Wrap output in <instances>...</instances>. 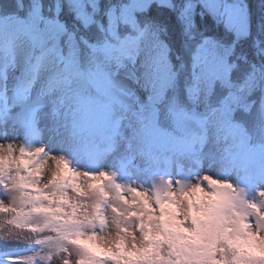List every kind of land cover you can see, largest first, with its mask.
Returning <instances> with one entry per match:
<instances>
[{"label": "rangeland", "instance_id": "374dc122", "mask_svg": "<svg viewBox=\"0 0 264 264\" xmlns=\"http://www.w3.org/2000/svg\"><path fill=\"white\" fill-rule=\"evenodd\" d=\"M205 1L212 6V12L218 7L221 13L223 10L229 24L244 27V9L240 5ZM24 24L16 20L0 23V28L21 30ZM33 24L28 31L32 38L44 47L58 48L63 31L58 22L49 21L42 30L38 21ZM144 49L137 62L125 59L120 65L116 64L117 57L106 50L96 53L106 77L107 97L116 108L110 119L95 117L89 121L92 126L85 128L82 119L67 112L43 86L24 88L25 98L21 99L12 85L18 70L9 67L6 79L0 73V90L8 96L1 104L4 113L0 115V165L9 163L15 169L8 186L0 188V204H24L23 192L17 185L18 172L47 195L44 213L66 211L63 216L73 226L76 240L48 241L42 250L24 257L32 264H100L104 255L116 263L124 260L126 264H173L158 255L156 259L150 257L159 248L156 234L175 230L181 239L190 238L191 243L182 244L183 250L190 252L189 259L201 249H212L219 224L229 229L231 238L252 245L253 249L245 255V264H255L257 255L264 257V182L254 183L257 192L247 180L249 173L243 163L250 161L251 167L254 165L244 145L232 150L213 135L196 146L194 154L165 153L154 161L133 154L148 145L158 153L161 150L156 147L161 142L155 126L154 100L146 93L150 78ZM17 60V66L22 67L23 60ZM69 63H75L73 57ZM2 64L0 57V69ZM199 73L224 82V72L213 73L210 65ZM71 89L79 92L78 85ZM30 108L34 111L27 121H33L32 126L24 122ZM200 113L197 109L196 114ZM111 121L119 130L116 153L102 156L99 150L108 145L86 148L89 141L97 143L109 131L105 125H111ZM186 124L190 129L194 127L189 121ZM243 140L241 135L238 141ZM127 162L134 166H126ZM100 189L106 191V196L97 211L99 222L93 215L102 199ZM245 198H249V205L243 202ZM64 201L71 202V206H65ZM51 215L39 214L30 221L43 226Z\"/></svg>", "mask_w": 264, "mask_h": 264}, {"label": "trees", "instance_id": "16d2710c", "mask_svg": "<svg viewBox=\"0 0 264 264\" xmlns=\"http://www.w3.org/2000/svg\"><path fill=\"white\" fill-rule=\"evenodd\" d=\"M221 1L244 9L243 28L229 24L219 7L212 12L205 0H0V23H25L21 30L0 28L3 76L7 78L9 67L18 70L12 84L15 94L20 85L43 86L90 127L95 117L110 119L114 109L96 53L106 50L120 65L125 59L137 62L145 48L150 78L146 93L154 100L161 142L156 147L165 150L172 141H189L192 129L186 121L201 127L200 118L205 116L207 138L214 135L232 150L244 145L249 153L256 148L252 155L264 159V0ZM35 20L39 30L49 21L62 26L58 48L44 47L31 37L28 31ZM72 57L74 64L69 63ZM18 58L22 67L17 66ZM209 65L213 73L224 72V82L199 73ZM74 85L79 86L78 93L72 92ZM105 126L114 131L112 121ZM241 135L244 140L239 142ZM146 147L154 151L153 146ZM14 171L9 163L0 165V187L8 186ZM16 175L25 202L18 207L0 204V264H32L24 257L42 250L48 241H76L73 226L63 216L66 211L44 213L45 192L24 175ZM69 203L64 201L65 206ZM39 214L53 216L40 226L30 221ZM181 238L175 230L156 234L159 248L150 257L158 255L173 264H245L247 251L253 249L231 238L221 224L212 249L197 250L192 258L183 250L191 239ZM106 261L126 264L105 255L100 264Z\"/></svg>", "mask_w": 264, "mask_h": 264}, {"label": "snow or ice", "instance_id": "6c2138e0", "mask_svg": "<svg viewBox=\"0 0 264 264\" xmlns=\"http://www.w3.org/2000/svg\"><path fill=\"white\" fill-rule=\"evenodd\" d=\"M255 264H264V257H260L259 255H257L255 257Z\"/></svg>", "mask_w": 264, "mask_h": 264}]
</instances>
